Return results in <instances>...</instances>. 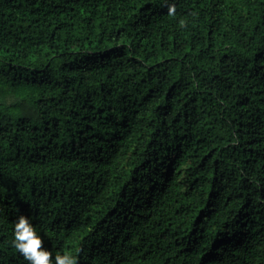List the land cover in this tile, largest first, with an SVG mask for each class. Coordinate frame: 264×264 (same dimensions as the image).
<instances>
[{"label": "trees", "instance_id": "obj_1", "mask_svg": "<svg viewBox=\"0 0 264 264\" xmlns=\"http://www.w3.org/2000/svg\"><path fill=\"white\" fill-rule=\"evenodd\" d=\"M20 215L77 264H264V0H0V264Z\"/></svg>", "mask_w": 264, "mask_h": 264}, {"label": "clouds", "instance_id": "obj_2", "mask_svg": "<svg viewBox=\"0 0 264 264\" xmlns=\"http://www.w3.org/2000/svg\"><path fill=\"white\" fill-rule=\"evenodd\" d=\"M173 10L170 9V11ZM13 245L28 264H77L71 252L57 251L54 254L44 247L37 228L24 215H20L15 222Z\"/></svg>", "mask_w": 264, "mask_h": 264}]
</instances>
